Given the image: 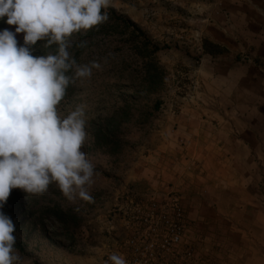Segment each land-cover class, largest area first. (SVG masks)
<instances>
[{
  "label": "rangeland",
  "instance_id": "374dc122",
  "mask_svg": "<svg viewBox=\"0 0 264 264\" xmlns=\"http://www.w3.org/2000/svg\"><path fill=\"white\" fill-rule=\"evenodd\" d=\"M106 11L71 37L86 41L70 49L77 63L101 68L58 105L86 106L92 200L71 202L55 184L12 189L0 211L23 264H104L112 253L264 264V0H110ZM5 21L0 31L14 32ZM97 128L110 142L95 141Z\"/></svg>",
  "mask_w": 264,
  "mask_h": 264
},
{
  "label": "clouds",
  "instance_id": "9594fccd",
  "mask_svg": "<svg viewBox=\"0 0 264 264\" xmlns=\"http://www.w3.org/2000/svg\"><path fill=\"white\" fill-rule=\"evenodd\" d=\"M110 0H0V209L12 189L44 194L55 184L65 198L91 202L95 166L82 147L88 141L86 106L64 115L58 105L77 80L90 78L100 62L77 63L70 51L83 48L71 37L109 19ZM24 33L23 45L16 35ZM43 41L44 55L33 46ZM53 46H55L54 50ZM15 224L0 211V264H23L15 248ZM104 264H127L112 253Z\"/></svg>",
  "mask_w": 264,
  "mask_h": 264
},
{
  "label": "trees",
  "instance_id": "16d2710c",
  "mask_svg": "<svg viewBox=\"0 0 264 264\" xmlns=\"http://www.w3.org/2000/svg\"><path fill=\"white\" fill-rule=\"evenodd\" d=\"M43 41L42 42H37V44L36 45H34L33 46V49H34V51L36 52V53H38L37 55H44L45 53H46V51H48V50H45L44 48H43ZM205 46H206V44H205ZM209 51H211V50H209ZM33 55H36V54H33ZM109 122V121H108ZM112 132L110 131V132H105L104 130H100V128H97V129H95V131H94V138H95V141L98 143H102V142H104L105 143V141L107 142H110V139H112V134H111ZM52 211H53V214H54V216H56L57 215V211L58 210H53L52 209ZM15 247H19L17 244H15Z\"/></svg>",
  "mask_w": 264,
  "mask_h": 264
},
{
  "label": "built area",
  "instance_id": "2783aa9c",
  "mask_svg": "<svg viewBox=\"0 0 264 264\" xmlns=\"http://www.w3.org/2000/svg\"><path fill=\"white\" fill-rule=\"evenodd\" d=\"M176 216L177 217H179L180 216V214H179V212H177L176 213ZM170 240L171 241H177L178 240V236L177 235H173L171 238H170ZM134 242L132 241V244H133ZM146 250H148V251H146ZM153 250H154V244H153V242L152 241H148L147 242V245H146V249H145V251L146 252H149L150 254L153 252ZM127 264H128V262H127Z\"/></svg>",
  "mask_w": 264,
  "mask_h": 264
}]
</instances>
